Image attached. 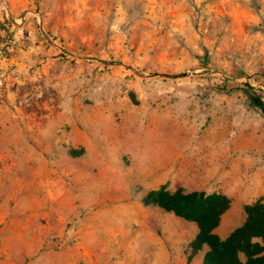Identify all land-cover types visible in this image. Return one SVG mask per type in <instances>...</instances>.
Returning a JSON list of instances; mask_svg holds the SVG:
<instances>
[{"label": "rangeland", "instance_id": "1", "mask_svg": "<svg viewBox=\"0 0 264 264\" xmlns=\"http://www.w3.org/2000/svg\"><path fill=\"white\" fill-rule=\"evenodd\" d=\"M178 7L184 26L172 18ZM0 8V264H53L48 243L67 250L56 235L72 231L75 244L96 210H111L117 228L121 205L162 187L227 192L235 206L222 236L244 221V202H264V0ZM180 73L190 75L155 76ZM213 134L228 150H208ZM212 163L240 166L218 174ZM151 213L162 214L160 235L180 262L203 264L190 247L195 223Z\"/></svg>", "mask_w": 264, "mask_h": 264}, {"label": "crops", "instance_id": "2", "mask_svg": "<svg viewBox=\"0 0 264 264\" xmlns=\"http://www.w3.org/2000/svg\"><path fill=\"white\" fill-rule=\"evenodd\" d=\"M171 14L174 22L182 26L186 25L188 15L182 9L180 10V7L175 9ZM221 138H225V135H210L207 142L208 150H228V147L224 144V140ZM234 152L240 153L237 160L244 164L242 147H235ZM239 166L240 165L236 163L232 166L231 170H227L225 163H220L218 165L212 163L213 172L218 174L238 172L237 168ZM208 173H210V170ZM227 188L228 186L226 185L220 186L219 189L225 190ZM220 194L230 197L225 191ZM256 201V198L252 199L248 202H244L242 206L244 208L246 205ZM234 206V202H231V208L224 214L223 218L227 214L233 212ZM156 209L160 210L153 206L147 207L142 204L141 201L134 205H121V207L118 208V211L122 215L121 219L118 221L121 225H117V228L110 227L112 221L109 222L111 210H102V213L96 210L94 212L96 214H93L91 217V226L84 223L77 232L75 244L72 245L73 240H70L73 238L72 231L56 235L61 237L60 243L67 250L62 252V248L58 249L52 247L51 241L44 251V257L47 256V260L51 262L53 261L52 257L57 256V260L54 261L53 264H110L112 263V258L110 257L114 253L113 250L119 247L121 251L117 255V260L114 264H187L182 263V261L180 262V253L174 252V250L170 251L167 242L162 235H160L163 216L159 213L158 216L155 215L153 217L151 212ZM193 224L194 223H192V226H194ZM234 228L225 236H222L217 231L216 233L220 237L225 238ZM177 232L178 231L175 229L174 234L177 235ZM170 234H173V230L171 229ZM193 238L194 235L192 236V239ZM171 239L173 240L172 237ZM202 256H204V254Z\"/></svg>", "mask_w": 264, "mask_h": 264}, {"label": "trees", "instance_id": "3", "mask_svg": "<svg viewBox=\"0 0 264 264\" xmlns=\"http://www.w3.org/2000/svg\"><path fill=\"white\" fill-rule=\"evenodd\" d=\"M2 40V37H0ZM248 90L252 87L248 86ZM246 92L249 95L248 91ZM142 203L172 213L197 225L190 242L192 255L204 254L203 264H264V202L258 200L244 207L245 219L225 238L216 231L231 200L220 193L171 192L162 187L148 192Z\"/></svg>", "mask_w": 264, "mask_h": 264}, {"label": "water", "instance_id": "4", "mask_svg": "<svg viewBox=\"0 0 264 264\" xmlns=\"http://www.w3.org/2000/svg\"><path fill=\"white\" fill-rule=\"evenodd\" d=\"M189 75H190L189 73H180V74H163V75L156 74L155 76H163L166 78L176 79V78H184V77H187Z\"/></svg>", "mask_w": 264, "mask_h": 264}]
</instances>
